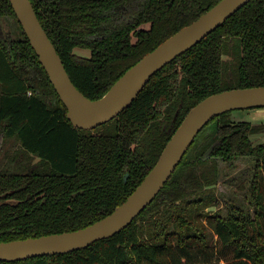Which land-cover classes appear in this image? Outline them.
Segmentation results:
<instances>
[{
	"label": "trees",
	"instance_id": "1",
	"mask_svg": "<svg viewBox=\"0 0 264 264\" xmlns=\"http://www.w3.org/2000/svg\"><path fill=\"white\" fill-rule=\"evenodd\" d=\"M29 1L74 86L96 100L220 0ZM0 17L17 28L14 39H0V243L104 218L143 180L198 102L264 86V0H250L154 73L114 119L78 129L8 0H0ZM230 114L203 127L155 199L119 233L66 254L0 264H264V143L250 140L264 124ZM242 157L253 161V214L208 212L217 203L219 163L233 168Z\"/></svg>",
	"mask_w": 264,
	"mask_h": 264
},
{
	"label": "water",
	"instance_id": "2",
	"mask_svg": "<svg viewBox=\"0 0 264 264\" xmlns=\"http://www.w3.org/2000/svg\"><path fill=\"white\" fill-rule=\"evenodd\" d=\"M8 1L38 62L64 104L67 119L73 127L91 130L114 119L132 103L154 73L195 46L250 0H220L146 54L96 100L85 97L74 86L30 1ZM259 108H264V86L229 89L206 97L187 112L151 170L110 214L75 231L1 242L0 262L66 254L119 233L155 199L195 137L211 119L226 112Z\"/></svg>",
	"mask_w": 264,
	"mask_h": 264
},
{
	"label": "rangeland",
	"instance_id": "3",
	"mask_svg": "<svg viewBox=\"0 0 264 264\" xmlns=\"http://www.w3.org/2000/svg\"><path fill=\"white\" fill-rule=\"evenodd\" d=\"M16 24L11 17H0V39H14ZM77 54L88 56L87 51L76 50ZM230 117L233 121H248L251 124H264V108L253 110H235ZM253 145L264 143V133L250 136ZM253 175V161L242 157L233 162V168L228 164L219 163V179L214 186L217 197L216 206L207 211L215 212L220 209L226 214L232 208H240L247 214H253L254 205L250 199L249 184Z\"/></svg>",
	"mask_w": 264,
	"mask_h": 264
},
{
	"label": "crops",
	"instance_id": "4",
	"mask_svg": "<svg viewBox=\"0 0 264 264\" xmlns=\"http://www.w3.org/2000/svg\"><path fill=\"white\" fill-rule=\"evenodd\" d=\"M251 110H253V109H251Z\"/></svg>",
	"mask_w": 264,
	"mask_h": 264
}]
</instances>
